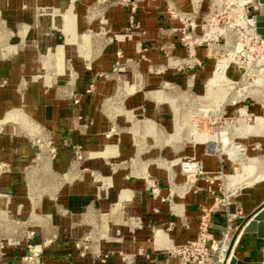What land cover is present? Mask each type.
Masks as SVG:
<instances>
[{"label":"rangeland","instance_id":"rangeland-1","mask_svg":"<svg viewBox=\"0 0 264 264\" xmlns=\"http://www.w3.org/2000/svg\"><path fill=\"white\" fill-rule=\"evenodd\" d=\"M230 15L215 0H0V264L105 262L94 238L125 177L153 193L159 171L202 163L210 175L181 172L172 193L206 187L199 218L264 183V61Z\"/></svg>","mask_w":264,"mask_h":264},{"label":"crops","instance_id":"crops-1","mask_svg":"<svg viewBox=\"0 0 264 264\" xmlns=\"http://www.w3.org/2000/svg\"><path fill=\"white\" fill-rule=\"evenodd\" d=\"M6 146L5 143H0V156L2 148ZM7 157L12 159L10 152ZM170 174L168 171L158 172L155 178L158 193L155 196L148 189V182L144 178L136 175L135 179L125 177L121 180L119 196L113 197L105 205L106 233L103 237L94 238L99 254L106 261L94 262V257H91L86 258L87 261L83 264H175L167 251L172 245L195 239L198 234L200 207L209 203V195L204 186L195 194L192 191L184 193L185 190L180 189L177 191L178 196L173 195L175 183H181L185 179L181 172L176 176ZM263 206L264 183L258 182L237 193L230 204V210L242 212V219L238 224L243 225ZM55 219L58 227L69 225L67 220L58 215ZM212 222L214 227L223 228L224 211L220 210L215 214ZM217 228H214L213 235L215 239H220L223 231ZM117 231H120L119 235L116 234ZM38 232L40 239L47 241V235ZM239 240L241 246L235 254L238 264H263L261 258L264 250L259 252V249L264 241L259 240L255 234H243ZM41 254L43 258L49 255L47 251ZM58 257L59 260L63 259L60 255Z\"/></svg>","mask_w":264,"mask_h":264},{"label":"built area","instance_id":"built-area-1","mask_svg":"<svg viewBox=\"0 0 264 264\" xmlns=\"http://www.w3.org/2000/svg\"><path fill=\"white\" fill-rule=\"evenodd\" d=\"M195 1V0H193ZM224 1L227 6L231 7V28L239 32L241 36L245 37L248 41H255L261 51V58L264 61V39L257 33L252 31V25L250 24V11L252 10V0H215ZM255 8H258L256 6ZM187 18V16L185 17ZM161 33L165 34L164 30H160ZM261 67V66H260ZM260 67L258 69H260ZM257 69V70H258ZM264 72L261 71L260 74ZM257 78V75H256ZM181 172L184 177L188 180L195 179L197 176L208 177L210 173L204 170L202 163L194 161H186L181 165ZM219 175V174H218ZM220 175H222L220 173ZM152 192L153 194L158 193L157 183H153ZM224 206V231L219 240L214 238L213 230L214 223L212 222L213 216L220 210H213L209 214L202 215L199 218L198 223V234L195 239L187 241L180 245H172L168 249V255L175 264H229L230 259L235 257V246L231 248L230 234L233 228L236 230L238 239L242 236L243 225H236V221L242 216L240 210L231 211L230 205ZM116 234H120L117 231ZM236 243V242H235Z\"/></svg>","mask_w":264,"mask_h":264},{"label":"water","instance_id":"water-1","mask_svg":"<svg viewBox=\"0 0 264 264\" xmlns=\"http://www.w3.org/2000/svg\"><path fill=\"white\" fill-rule=\"evenodd\" d=\"M260 5H264V0H259ZM250 24L255 28L256 33L264 39V13L253 16L250 20ZM264 75V73H263ZM217 228V227H214ZM244 234H255L259 240L264 241V206L259 209L252 217H250L243 224ZM224 231V228H217ZM262 262L264 264V253L262 257ZM229 264H238L236 257L230 259Z\"/></svg>","mask_w":264,"mask_h":264},{"label":"bare ground","instance_id":"bare-ground-1","mask_svg":"<svg viewBox=\"0 0 264 264\" xmlns=\"http://www.w3.org/2000/svg\"><path fill=\"white\" fill-rule=\"evenodd\" d=\"M252 2L255 4V6H259V7H262V8H264V5H260V3H259V0H252ZM252 31H254L255 33H256V30H255V28H253L252 27ZM215 149H216V147H215ZM253 162V161H252ZM250 165V167H252V166H254V164L252 163V164H249ZM247 168H249V166L247 167ZM248 169H246V170H244L245 171V173H246V171H247ZM252 171H253V169H252ZM253 173V172H252ZM264 178V177H263ZM256 179H258V178H256ZM255 179V180H256ZM251 183H254V181L252 180V182ZM231 186V185H230ZM232 187H234V186H232ZM236 189H238L239 190V188L238 187H236ZM230 245H233L232 243H230Z\"/></svg>","mask_w":264,"mask_h":264}]
</instances>
